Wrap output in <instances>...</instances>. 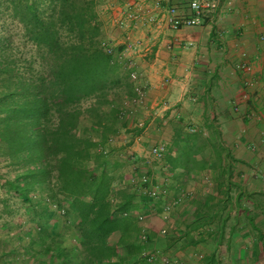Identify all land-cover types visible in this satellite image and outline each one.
I'll use <instances>...</instances> for the list:
<instances>
[{
  "label": "crops",
  "instance_id": "obj_1",
  "mask_svg": "<svg viewBox=\"0 0 264 264\" xmlns=\"http://www.w3.org/2000/svg\"><path fill=\"white\" fill-rule=\"evenodd\" d=\"M133 1L96 0L101 42L113 45L131 87L118 101L122 115L112 113L115 134L96 141L114 188L134 193L139 260L264 264V0H220L215 23L151 36L140 22L126 29L113 24ZM127 38L145 53L121 57ZM243 64L250 73L237 69ZM129 67L146 84L137 107L124 105L132 94ZM160 142L167 144L166 159L148 173L167 189L165 202L178 201L166 215L132 184L143 171L138 154ZM119 235L109 240L117 243Z\"/></svg>",
  "mask_w": 264,
  "mask_h": 264
},
{
  "label": "trees",
  "instance_id": "obj_2",
  "mask_svg": "<svg viewBox=\"0 0 264 264\" xmlns=\"http://www.w3.org/2000/svg\"><path fill=\"white\" fill-rule=\"evenodd\" d=\"M96 4L0 0V155L12 164L27 162L7 184L29 205L30 191L39 189L43 204L64 214L62 224L72 227L75 242L60 245L52 224L49 239L28 243L27 261L147 264L133 244L134 193L114 188L99 152L98 141L116 132L112 113L118 116V101L131 87L101 47ZM15 45L43 50L40 69L34 71L31 60L21 65ZM115 233L121 235L113 244ZM6 250L16 253L0 243V259Z\"/></svg>",
  "mask_w": 264,
  "mask_h": 264
},
{
  "label": "built area",
  "instance_id": "obj_3",
  "mask_svg": "<svg viewBox=\"0 0 264 264\" xmlns=\"http://www.w3.org/2000/svg\"><path fill=\"white\" fill-rule=\"evenodd\" d=\"M172 1L145 0L141 2L135 0L132 4H128L119 16L113 19V24L118 28L126 29L140 22L146 28L147 34L151 36L154 31L160 32L162 29L176 31L183 27L202 26L206 22L215 23L216 15L220 9V0H190L186 6L172 4ZM165 3L168 5H165ZM228 3L230 4L229 1ZM101 47L108 55L115 56V49L111 43L101 42ZM139 53H145V50L142 51L140 48V43L127 38L120 56H129V59H131V56ZM237 69H241L244 73H250L251 71V67L246 64L237 65ZM128 79L132 84V94L124 100V105L140 106L144 101L146 84L142 75L134 67L128 68ZM245 85L252 88L254 84L249 81ZM120 114L122 115V113ZM167 153V144L163 142L143 147L142 152L138 154L143 171L138 177H133L132 180L136 191L142 193L149 202L155 205L154 207H158L157 212L163 215L175 210L178 201L172 199L165 202L168 196L167 189L160 183H152L148 170L162 165ZM130 158L134 159V155L130 154ZM145 216V213H140L136 217L141 221ZM141 239L144 240L145 235L141 234Z\"/></svg>",
  "mask_w": 264,
  "mask_h": 264
},
{
  "label": "rangeland",
  "instance_id": "obj_4",
  "mask_svg": "<svg viewBox=\"0 0 264 264\" xmlns=\"http://www.w3.org/2000/svg\"><path fill=\"white\" fill-rule=\"evenodd\" d=\"M14 51L16 57L20 59L21 65H26L25 60H31L33 70L40 69L43 50L15 45ZM118 115L120 116V112H118ZM25 166H27V162L24 160L17 159L12 164L10 160L0 155V243L4 242L8 246L16 248L14 255L8 254V250H6V254L0 259V264H52V261L42 257H39V263L36 262V259L27 261L26 247L28 243L32 240L49 239L48 234L51 232L52 224H56L57 227L54 229L56 241L65 247H74L75 242L71 239L73 229L71 226L66 227L62 224L63 219L61 217L64 216L63 213L61 215L54 207L50 206L49 208L43 204L45 195L39 193V189L30 191L29 196L32 198L33 203L29 205L24 203L22 197L9 187L8 181H14L18 173L24 171ZM42 226L43 229H41Z\"/></svg>",
  "mask_w": 264,
  "mask_h": 264
}]
</instances>
